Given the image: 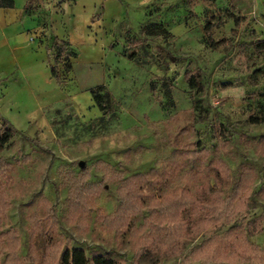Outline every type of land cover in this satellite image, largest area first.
I'll list each match as a JSON object with an SVG mask.
<instances>
[{
    "label": "rangeland",
    "instance_id": "obj_1",
    "mask_svg": "<svg viewBox=\"0 0 264 264\" xmlns=\"http://www.w3.org/2000/svg\"><path fill=\"white\" fill-rule=\"evenodd\" d=\"M48 6L5 31L0 57V118L15 131L0 153V264H58L65 248L264 264V0ZM57 27L79 41L76 60ZM140 175L138 207L111 221L120 180ZM182 191L192 204L170 236L154 204Z\"/></svg>",
    "mask_w": 264,
    "mask_h": 264
},
{
    "label": "trees",
    "instance_id": "obj_2",
    "mask_svg": "<svg viewBox=\"0 0 264 264\" xmlns=\"http://www.w3.org/2000/svg\"><path fill=\"white\" fill-rule=\"evenodd\" d=\"M32 0H27L25 4V9H28L30 6V3ZM7 7L10 6V2L0 1V7ZM63 46L59 47V50H62ZM51 76L54 78H57V74L55 72L54 67L52 66L50 68ZM189 84L192 85V78L189 77L188 79ZM97 89L94 91H91L92 100L95 103L97 107H100V109H104L102 107V103L104 101L103 94L99 93V89L101 87H97ZM15 131L12 129L11 125H9L7 122H5L2 118H0V153H2L7 143L11 140L12 136L14 135ZM264 145V143L262 144ZM1 155V154H0ZM147 175H140V176H133L130 179H126V181L120 180V186L118 188V195H120V204L118 208V212L116 215H114V218L111 220L113 222L118 221L119 225L125 224L127 215L132 212L134 207H138L136 205V201L134 199H137L138 196H141V194H138L136 187L138 186V183L142 180H147ZM218 179L216 178V181ZM209 189V188H208ZM178 195H171L166 200L159 204H154L156 209L160 211L158 219L162 221V223H165L164 225L165 229L168 231V235L171 236L170 227L172 223H175L172 217L174 212L177 213L178 210L185 209L186 207H190L192 204L191 200L187 198L186 194L182 192H178ZM1 208L3 207V203L0 204ZM194 207V206H192ZM208 208V205L205 203H200L199 209H202L204 212ZM209 209L212 211V207L209 206ZM176 215V214H175ZM161 221L158 223L159 226L162 225ZM112 224V222H111ZM162 241V239H157L156 242ZM58 259V264H115L114 261L111 259L105 258L102 255H96L91 254L90 257H87L82 250L76 249V248H69L64 249Z\"/></svg>",
    "mask_w": 264,
    "mask_h": 264
},
{
    "label": "crops",
    "instance_id": "obj_3",
    "mask_svg": "<svg viewBox=\"0 0 264 264\" xmlns=\"http://www.w3.org/2000/svg\"><path fill=\"white\" fill-rule=\"evenodd\" d=\"M3 1V0H0ZM5 2H10V6L0 7V57H3L4 55V47L6 44H10L11 40L14 41L13 34H8V37L5 36V31H8L9 33L14 31L16 29V26L21 23L23 27L30 26L31 24L30 19H28L25 14L26 12H33L37 10H43L47 7H49V3H52L54 0H32L30 3V7L28 9H25V4L27 0H4ZM28 24V25H27ZM59 28L54 29V33L57 35L56 37H62L63 35H60ZM44 31V29H42ZM38 31V34L41 38L44 40L46 37H44L43 32ZM43 34V35H42ZM24 40L26 39L25 34H23ZM78 40L75 39L72 35H66L64 36L63 40H61V46L65 49H70L72 51V54L74 57H69L70 62L77 59V53L73 51L72 48L78 44ZM63 50V49H62ZM52 66H50L51 68ZM51 73V72H50Z\"/></svg>",
    "mask_w": 264,
    "mask_h": 264
},
{
    "label": "water",
    "instance_id": "obj_4",
    "mask_svg": "<svg viewBox=\"0 0 264 264\" xmlns=\"http://www.w3.org/2000/svg\"><path fill=\"white\" fill-rule=\"evenodd\" d=\"M78 167H80V168L83 167V162L82 161L78 163Z\"/></svg>",
    "mask_w": 264,
    "mask_h": 264
}]
</instances>
